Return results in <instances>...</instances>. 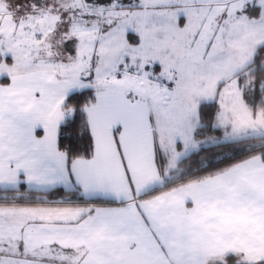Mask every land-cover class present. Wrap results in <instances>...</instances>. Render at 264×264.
I'll return each instance as SVG.
<instances>
[{
    "label": "snow or ice",
    "instance_id": "snow-or-ice-1",
    "mask_svg": "<svg viewBox=\"0 0 264 264\" xmlns=\"http://www.w3.org/2000/svg\"><path fill=\"white\" fill-rule=\"evenodd\" d=\"M0 264H264V0H0Z\"/></svg>",
    "mask_w": 264,
    "mask_h": 264
}]
</instances>
